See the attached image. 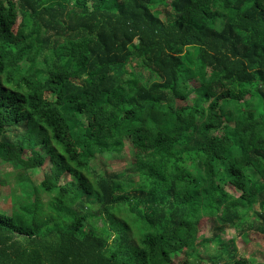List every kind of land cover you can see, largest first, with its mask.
I'll return each instance as SVG.
<instances>
[{"label":"trees","instance_id":"16d2710c","mask_svg":"<svg viewBox=\"0 0 264 264\" xmlns=\"http://www.w3.org/2000/svg\"><path fill=\"white\" fill-rule=\"evenodd\" d=\"M1 150L71 178L0 212V264H250L221 234L264 237V0H0Z\"/></svg>","mask_w":264,"mask_h":264},{"label":"rangeland","instance_id":"374dc122","mask_svg":"<svg viewBox=\"0 0 264 264\" xmlns=\"http://www.w3.org/2000/svg\"><path fill=\"white\" fill-rule=\"evenodd\" d=\"M15 30L16 28H14ZM178 106H186V104H178ZM164 149L168 150L169 148L165 146ZM128 155L129 148L126 147L125 152H117L112 155L106 154L103 159L111 164V169L123 171L128 166ZM70 178L51 160L45 163L41 161L34 169H28L25 166L16 167L13 163L7 161L5 152L1 150L0 212L12 214L31 203H38L42 208H47L53 194L42 185L43 180L45 179L52 185H58ZM208 216L209 213H205L198 220L189 219L175 232V238L183 244L184 249L182 251H185L191 244L198 242V238H201L200 240L209 239L213 235ZM243 216L244 222L237 229L224 231L221 234V240L224 242L235 241L240 255L246 258L250 264L264 263V237L255 231L249 230V221L252 219L249 211ZM102 225L108 227L106 223ZM115 239L116 235L113 234L111 241L114 242ZM216 247L215 243L209 245L211 251L215 250ZM183 259L184 256L181 260ZM181 260L178 263L182 262Z\"/></svg>","mask_w":264,"mask_h":264}]
</instances>
